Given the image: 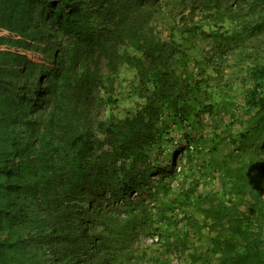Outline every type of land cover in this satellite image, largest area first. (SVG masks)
<instances>
[{
	"label": "trees",
	"instance_id": "16d2710c",
	"mask_svg": "<svg viewBox=\"0 0 264 264\" xmlns=\"http://www.w3.org/2000/svg\"><path fill=\"white\" fill-rule=\"evenodd\" d=\"M152 9L147 0H0V264H116L109 236L93 227L103 217L95 203L150 195L149 176L175 166L177 151L165 166L157 157L168 120H189L172 66L182 52L155 36ZM124 65L138 73L142 103L119 118ZM253 79L264 81V66ZM233 181L245 211L230 204L233 192L179 201L204 213L217 233L207 253L220 264H264V165Z\"/></svg>",
	"mask_w": 264,
	"mask_h": 264
},
{
	"label": "rangeland",
	"instance_id": "374dc122",
	"mask_svg": "<svg viewBox=\"0 0 264 264\" xmlns=\"http://www.w3.org/2000/svg\"><path fill=\"white\" fill-rule=\"evenodd\" d=\"M150 2L158 10L151 14L155 36L182 52L172 66L179 92L187 96L189 120L181 124L168 120L169 133L160 142L159 166L177 151L172 171L149 176L150 195L133 192L112 200L107 194L111 200L95 203L103 217H95L93 227L98 236H109L103 242L116 254V264H220L219 255L207 253L217 233L209 229L203 212L179 199L193 193L194 204L198 196L216 200L217 194L233 192L228 195L230 204L246 210V197L232 186L233 176L253 162L264 165V105L249 101L253 96L264 100V81L253 79V70L264 66V4ZM115 88L114 114L134 115L142 103L137 71L122 66ZM186 144L187 151L181 148ZM111 224L110 234L106 226Z\"/></svg>",
	"mask_w": 264,
	"mask_h": 264
}]
</instances>
